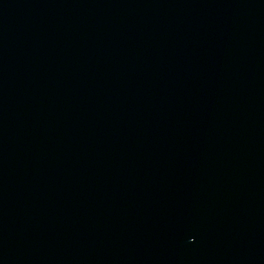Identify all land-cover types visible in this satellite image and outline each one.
I'll use <instances>...</instances> for the list:
<instances>
[{"label":"water","instance_id":"obj_1","mask_svg":"<svg viewBox=\"0 0 264 264\" xmlns=\"http://www.w3.org/2000/svg\"><path fill=\"white\" fill-rule=\"evenodd\" d=\"M0 264H264V0H0Z\"/></svg>","mask_w":264,"mask_h":264}]
</instances>
